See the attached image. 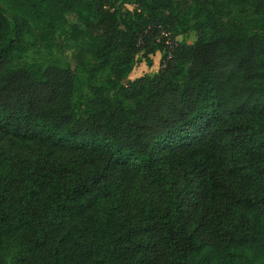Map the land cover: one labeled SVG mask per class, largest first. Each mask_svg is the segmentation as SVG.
Masks as SVG:
<instances>
[{
    "label": "trees",
    "instance_id": "1",
    "mask_svg": "<svg viewBox=\"0 0 264 264\" xmlns=\"http://www.w3.org/2000/svg\"><path fill=\"white\" fill-rule=\"evenodd\" d=\"M178 5L209 34L176 43ZM229 11L264 22V0H0V264H264V28ZM67 14L109 72L84 109L25 61Z\"/></svg>",
    "mask_w": 264,
    "mask_h": 264
},
{
    "label": "rangeland",
    "instance_id": "2",
    "mask_svg": "<svg viewBox=\"0 0 264 264\" xmlns=\"http://www.w3.org/2000/svg\"><path fill=\"white\" fill-rule=\"evenodd\" d=\"M182 5L176 6L177 12L183 11ZM227 12L226 9L223 13ZM226 14V13H225ZM228 14V13H227ZM229 15L236 21L246 23L253 32L260 31L264 28V22L261 18L243 14L238 11H229ZM225 21L226 16H221ZM68 22L65 27L60 30L54 40V45L50 49H42L30 52L25 61L28 64H42L47 65L50 63H57L58 65L70 70L75 76L77 81V98L76 101L84 109V104L87 99L92 96L90 86H102L109 76V72L94 73L93 65L90 60L86 59L84 64L80 63L81 53L79 48L83 45V40L74 31V26L78 23V17L74 14H67ZM212 18H207L199 15L194 9L192 12H184V17L181 21V26L178 34L175 36V42L178 44H194L198 39V32H204L202 36L209 34V29L205 26ZM166 44L171 48L172 41L167 38ZM169 49H162L156 52L155 55L150 56L152 65H148L145 59L144 51L140 53L137 58L136 67L132 73L131 78L136 79L143 76H155L158 74L161 61L167 55Z\"/></svg>",
    "mask_w": 264,
    "mask_h": 264
}]
</instances>
